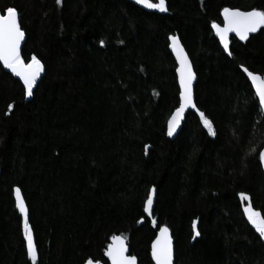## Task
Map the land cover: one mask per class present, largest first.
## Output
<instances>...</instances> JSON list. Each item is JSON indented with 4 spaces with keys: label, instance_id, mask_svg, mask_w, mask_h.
Returning a JSON list of instances; mask_svg holds the SVG:
<instances>
[{
    "label": "trees",
    "instance_id": "trees-1",
    "mask_svg": "<svg viewBox=\"0 0 264 264\" xmlns=\"http://www.w3.org/2000/svg\"><path fill=\"white\" fill-rule=\"evenodd\" d=\"M8 6L27 35L22 56H38L46 73L26 102L23 84L0 65V264H32L15 187L36 264H109L112 235L128 240L139 264H154L159 225L172 231L175 264H264V241L237 195L264 213V114L240 67L264 75V29L232 38L231 56L211 29L223 7L264 8V0H166L167 12L129 0H0ZM170 35L194 64L195 103L216 137L196 112L167 137L179 91ZM153 186L150 215L143 206Z\"/></svg>",
    "mask_w": 264,
    "mask_h": 264
},
{
    "label": "snow or ice",
    "instance_id": "snow-or-ice-1",
    "mask_svg": "<svg viewBox=\"0 0 264 264\" xmlns=\"http://www.w3.org/2000/svg\"><path fill=\"white\" fill-rule=\"evenodd\" d=\"M135 4L141 5L147 9H156L160 12H167L166 0H134ZM57 5L61 4V0H55ZM222 25L212 22L211 29L219 38L220 44L223 46L224 52L229 56L232 55L229 51V37L231 33L235 34L240 41L249 39L251 33H257L258 30L264 29V8L252 7L250 10L242 11L237 7H223L221 10ZM26 33L22 28L20 13L16 7L8 6L0 8V65L4 69L10 70L12 74L19 77L23 84V94L25 97L33 96L34 86L37 84L44 66L35 54L31 55L27 61L22 56V41L25 40ZM169 47L175 53L178 67L176 73L178 76V107L171 113L167 121V135L172 137L181 125L185 117L186 110L195 109L199 117L203 129L207 131L210 137L217 136V130L214 124V119L210 118L204 111L197 108L194 102L193 81L196 79L193 71V66L186 55L180 41L176 35L168 37ZM103 44V41L100 42ZM243 73H246L247 79L250 80L251 86L254 89V98L258 101V108L261 113H264V75L250 71L247 67L240 65ZM9 109L13 108L12 104L8 105ZM148 149V145H145ZM257 152L256 147H251L247 155ZM259 165L264 168V147H260L258 151ZM16 208L23 216V238L26 242L27 256L31 259L32 264L37 262V249L34 243L33 231L29 224L28 212L24 200L21 197V189L14 188ZM156 193V187L153 186L147 192V199L144 202L143 210L149 213L153 207V198ZM242 202L243 215L247 222L258 233L259 239L264 241V213L254 209L248 193L241 191L237 194ZM152 223L155 225L156 220ZM159 231L155 239L151 243V256L155 264H174V248L173 239L170 235L169 228L164 225H159ZM193 238L200 236L197 230V221L193 220ZM110 243L107 244L104 250V255L110 261V264H137L135 255H128L126 238L123 236L112 235ZM84 264H101L100 260L87 258Z\"/></svg>",
    "mask_w": 264,
    "mask_h": 264
},
{
    "label": "water",
    "instance_id": "water-1",
    "mask_svg": "<svg viewBox=\"0 0 264 264\" xmlns=\"http://www.w3.org/2000/svg\"><path fill=\"white\" fill-rule=\"evenodd\" d=\"M129 1H131V2H133V3L135 4L134 0H129ZM153 2H154V1H153ZM136 5H137V4H136ZM137 6H139L140 8H142V9H144V10H146V11H158V10H156V9H147V8H144V7L141 6V5H137ZM242 11H245V10H242ZM221 25H222V24H221ZM258 31H259V30H258ZM258 31H257V32H258ZM213 34H214L215 38L219 41V38L215 35L214 30H213ZM254 34H255V33H251V34L249 35V37L252 36V35H254ZM176 36L178 37V39H179V41H180V44H181V46L183 47V49H184L186 55L189 57V60H190V62H191V64H192V66H193V71H194L195 76H196V79L193 81L194 102H195V87H196V83H197V79H198V78H197V74H196V71H195V68H194V64H193V62H192V60H191V58H190V56H189V54H188V52H187L185 46H184V44L182 43L180 37H179L178 35H176ZM232 38H235V39L239 40L238 37H235V34H234V33H231V34H230V37H229V41H230V44H229V51H231V40H232ZM26 40H27V35L25 36V40L22 41V46H21V50H22V51H23V47H24V44H25ZM239 41H240V40H239ZM241 42H243V41H241ZM219 43H220V42H219ZM220 45H221V44H220ZM221 47H222V49H223V46H222V45H221ZM170 50H171V48H170ZM171 52H172V50H171ZM172 54H173L174 57H175V53L172 52ZM226 54H227V53H226ZM37 57H38V56H37ZM38 58H39V57H38ZM39 59H40V58H39ZM175 60H176V57H175ZM41 62H42V64H43V66H44V70L42 71L40 77L38 78L37 84L34 86V91L36 90L38 84L40 83V81L42 80V78L44 77V75H45V73H46V67H45V64L43 63L42 60H41ZM176 62H177V61H176ZM177 67H178V62H177ZM5 70H6L8 73H10L13 77H15L17 80L20 81L19 77H16L14 74H12V73L10 72V70H8V69H5ZM250 71H251V70H250ZM244 74L246 75V73H244ZM257 74H258V73H257ZM246 77H247V75H246ZM249 81H250V80H249ZM20 82L22 83V81H20ZM250 83H251V82H250ZM33 94H34V92H33ZM32 98H33V96H31V97H26V102L32 100ZM189 112H196V111H195V109L186 110L185 117H184V119L182 120L181 125L179 126V128H178L177 131L173 134L172 137H169V136L167 135L168 139H170V140H174V139L177 137V135L179 134L180 130L182 129L183 123L185 122L186 117H187V115H188ZM263 114H264V113H263ZM263 171H264V168H263ZM21 197H22V199L24 200V203H25V206H26V208H27V212H28V218H29L28 207H27L26 201H25L24 196H23L22 193H21ZM155 201H156V193L154 194V198H153V207H152V209H151L150 212H149L150 215H152V213H153V208H154ZM164 226H167V225H164ZM167 227H168V226H167ZM168 228H169V227H168ZM158 231H159V230H158ZM169 232H170V235L172 236V239H173L174 264H175V242H174L173 234H172V231L170 230V228H169ZM157 233H158V232H157ZM118 236H122V235H118ZM33 237H34V233H33ZM123 237H124V236H123ZM110 242H111V241H110ZM34 243H35V239H34ZM126 244H127V248H128V252H127V254H128V255H132V254L130 253V246H129V244H128V240H127V239H126ZM35 246H36V243H35ZM36 249H37V247H36ZM105 258L107 259V261H108L109 264H110V261L108 260V258H107L106 256H105ZM151 258H152V256H151ZM30 260H31V259H30ZM37 260H38V251H37ZM152 261H153V263L155 264V261H154L153 259H152ZM36 263H37V262H36ZM137 264H139V260H138V258H137Z\"/></svg>",
    "mask_w": 264,
    "mask_h": 264
}]
</instances>
